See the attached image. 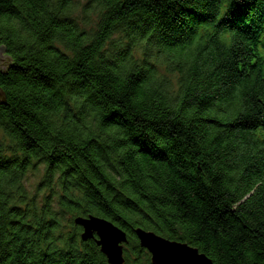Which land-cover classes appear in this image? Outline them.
<instances>
[{
	"label": "trees",
	"instance_id": "1",
	"mask_svg": "<svg viewBox=\"0 0 264 264\" xmlns=\"http://www.w3.org/2000/svg\"><path fill=\"white\" fill-rule=\"evenodd\" d=\"M77 1L0 0V264H107L87 216L264 264V0Z\"/></svg>",
	"mask_w": 264,
	"mask_h": 264
},
{
	"label": "water",
	"instance_id": "2",
	"mask_svg": "<svg viewBox=\"0 0 264 264\" xmlns=\"http://www.w3.org/2000/svg\"><path fill=\"white\" fill-rule=\"evenodd\" d=\"M7 59L5 48L0 47V65ZM74 223L82 229V242L94 240L107 264L124 263L123 255L128 239L123 230L112 222L95 216L78 217ZM134 234L140 247L150 255L151 264H214L197 248L188 244L167 240L141 228L135 229Z\"/></svg>",
	"mask_w": 264,
	"mask_h": 264
},
{
	"label": "rangeland",
	"instance_id": "3",
	"mask_svg": "<svg viewBox=\"0 0 264 264\" xmlns=\"http://www.w3.org/2000/svg\"><path fill=\"white\" fill-rule=\"evenodd\" d=\"M85 4V0H78L76 3V18L83 19V6ZM79 19V20H80ZM90 23L93 24V20L95 21V16L89 17ZM83 27V26H82ZM44 166L36 164L34 169L30 170L24 180H23V187L25 193L28 197H34L37 199L38 203H41L43 197L48 194L45 188L40 186L43 178Z\"/></svg>",
	"mask_w": 264,
	"mask_h": 264
},
{
	"label": "bare ground",
	"instance_id": "4",
	"mask_svg": "<svg viewBox=\"0 0 264 264\" xmlns=\"http://www.w3.org/2000/svg\"><path fill=\"white\" fill-rule=\"evenodd\" d=\"M185 244H187V243H185ZM189 245V244H188ZM191 246V245H190Z\"/></svg>",
	"mask_w": 264,
	"mask_h": 264
}]
</instances>
